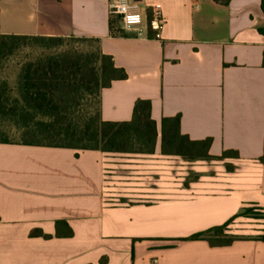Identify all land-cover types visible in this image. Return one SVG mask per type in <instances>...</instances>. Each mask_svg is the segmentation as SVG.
Masks as SVG:
<instances>
[{
    "label": "crops",
    "instance_id": "1",
    "mask_svg": "<svg viewBox=\"0 0 264 264\" xmlns=\"http://www.w3.org/2000/svg\"><path fill=\"white\" fill-rule=\"evenodd\" d=\"M138 2L146 21L160 6L158 37L112 32L108 0H0V34L99 39L127 73L102 90V119L150 100L159 131L149 155L0 143V264H264L259 216L236 218L229 246L188 240L249 206L264 214L262 0ZM176 116L212 156L239 158L163 155Z\"/></svg>",
    "mask_w": 264,
    "mask_h": 264
},
{
    "label": "trees",
    "instance_id": "2",
    "mask_svg": "<svg viewBox=\"0 0 264 264\" xmlns=\"http://www.w3.org/2000/svg\"><path fill=\"white\" fill-rule=\"evenodd\" d=\"M214 1L228 5L231 0ZM110 25L112 32L120 30V18L111 15ZM259 31L264 34V27ZM125 79L126 71L102 52L99 39L0 34V143L153 154L159 131L150 100L135 103L130 121L102 119V90ZM211 145V138L191 140L182 134L180 116L163 119V155L191 163L239 158L236 151L212 156ZM246 215L244 208L225 224L188 240L207 241L212 247L229 246L242 238L230 233V225ZM72 234L70 230L69 236ZM260 239L264 241V236Z\"/></svg>",
    "mask_w": 264,
    "mask_h": 264
},
{
    "label": "built area",
    "instance_id": "3",
    "mask_svg": "<svg viewBox=\"0 0 264 264\" xmlns=\"http://www.w3.org/2000/svg\"><path fill=\"white\" fill-rule=\"evenodd\" d=\"M111 15L120 18L122 27L126 31L135 30L141 37L144 31H152L158 37L165 19L160 6H154L146 21L142 7L138 0H108Z\"/></svg>",
    "mask_w": 264,
    "mask_h": 264
},
{
    "label": "rangeland",
    "instance_id": "4",
    "mask_svg": "<svg viewBox=\"0 0 264 264\" xmlns=\"http://www.w3.org/2000/svg\"><path fill=\"white\" fill-rule=\"evenodd\" d=\"M90 46H93L92 44H88ZM246 212H247V215L244 216V218L246 217H250V218H253V217H261V218H264V214L258 210L256 207H253V206H249L246 208ZM241 235V234H239Z\"/></svg>",
    "mask_w": 264,
    "mask_h": 264
}]
</instances>
